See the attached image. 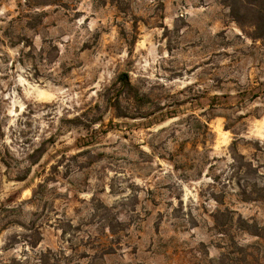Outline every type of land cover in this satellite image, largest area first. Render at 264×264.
<instances>
[{
  "label": "rangeland",
  "instance_id": "374dc122",
  "mask_svg": "<svg viewBox=\"0 0 264 264\" xmlns=\"http://www.w3.org/2000/svg\"><path fill=\"white\" fill-rule=\"evenodd\" d=\"M239 1L0 0V264H264Z\"/></svg>",
  "mask_w": 264,
  "mask_h": 264
},
{
  "label": "trees",
  "instance_id": "16d2710c",
  "mask_svg": "<svg viewBox=\"0 0 264 264\" xmlns=\"http://www.w3.org/2000/svg\"><path fill=\"white\" fill-rule=\"evenodd\" d=\"M222 2L226 3V5L230 8V13H231L232 17H234V19L236 21H239V20H237L236 15H237V9H238V4H239L238 2H240V1L239 0H222ZM243 2H248V0H243ZM263 10H264V7L262 8V11ZM253 25H254V28L256 29V31H258L253 37L261 40L264 43V13H260L258 15V17L254 21ZM119 79H120V81H122V83H124L123 84L124 86L129 85L126 73H121L119 75Z\"/></svg>",
  "mask_w": 264,
  "mask_h": 264
}]
</instances>
